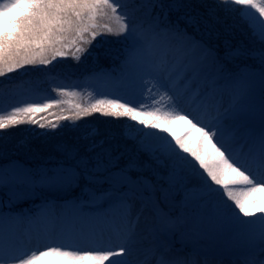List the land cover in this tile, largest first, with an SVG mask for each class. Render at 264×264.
<instances>
[{
  "label": "snow or ice",
  "instance_id": "6c2138e0",
  "mask_svg": "<svg viewBox=\"0 0 264 264\" xmlns=\"http://www.w3.org/2000/svg\"><path fill=\"white\" fill-rule=\"evenodd\" d=\"M189 7L182 0H0V77L25 65L47 66L57 57H67L72 49L71 55L78 61L80 54L87 50L82 45L91 44L103 31L123 36L119 43L125 46V66L146 71L150 78L144 80L142 87L149 95L153 90L159 92L161 99L166 98L172 104V110H145L144 106L137 108L115 98L97 99L87 106L75 104L76 111L55 116L57 122L36 115L59 107L63 101L56 99L17 106L7 114L0 109V130L24 123L55 129L61 126L60 120H78L99 113L104 117H126L145 128L167 134L143 133L139 140L137 151L148 153L152 163H141L138 156H125V152L106 147V139H96V129H90L83 135L87 142L83 153L76 145L57 146L64 159L55 167L34 170L15 164L0 167V191H4L9 206L21 198L41 199L32 216L0 211V264L45 261L48 264H105L106 261L129 264L126 258L129 249L125 245L133 242L142 218L153 240L181 227L212 238L220 225L228 223L238 226V237L250 245L259 242V251L264 254V99L259 109L261 129L257 132L246 123V118L255 112L250 102L254 84L259 80L264 88V47L258 51L240 48L230 51L231 57L258 59L260 68L245 66L238 74L229 76L215 51L190 35L187 27L180 26L183 21L199 31L197 15L185 13L176 20L170 19V13ZM215 8L239 12L252 35L264 45V22H261L264 0H217ZM103 18L114 21L116 27L99 23ZM221 79L231 84L227 105L223 102V93L217 92ZM192 83L198 84L194 93L210 110L207 124L183 112L178 107V97L171 94L179 92L182 84L190 87ZM57 90L64 96L76 95L67 89H54ZM179 121L188 128L177 136L169 126ZM139 131L129 126V134ZM193 132L198 135L189 143ZM225 137L247 145L243 158L233 155L225 146L222 142ZM181 152L187 155L181 156ZM161 168L167 170L166 174L161 173ZM190 177L199 180L194 186L198 195L187 190L185 181ZM182 188L184 197L177 202V192ZM77 189L79 195L62 203L48 198V194H66ZM209 197H215L211 212L205 211ZM176 207L182 211L173 215ZM86 208L104 210L99 215L88 216ZM241 215L256 219L241 220ZM25 220L29 226L42 224L45 238L51 242L30 252L12 255L18 241L16 226ZM117 221L124 229V240L118 248L81 249L62 242L97 223L112 225ZM140 264L186 262L169 259L154 245L146 249ZM244 264H264V259L253 256L245 259Z\"/></svg>",
  "mask_w": 264,
  "mask_h": 264
},
{
  "label": "rangeland",
  "instance_id": "374dc122",
  "mask_svg": "<svg viewBox=\"0 0 264 264\" xmlns=\"http://www.w3.org/2000/svg\"><path fill=\"white\" fill-rule=\"evenodd\" d=\"M182 2L190 7L181 9L179 12L170 13V19L176 20L178 16H182L185 13L197 15L199 19V31H196L193 26L185 25L183 21L180 22V26L182 28L187 27V31L190 35L195 36L197 40H202L215 51L219 62L225 67L229 76L238 74L245 66L259 70L260 64L258 59L250 56L235 58L228 55L230 51L240 47L241 49L249 48L256 51L264 47V45H261L252 35L251 29L248 24L241 19L239 12H226L223 8H215L217 0H182ZM232 7L239 8L241 6L232 5ZM213 9L214 11L210 14V10ZM137 15L139 16V13H137ZM205 22H207V27L205 26ZM261 22H264V18H261ZM99 23L108 24L113 28L116 27L115 22L107 18L100 19ZM122 40L123 36H115L102 31V34L97 36L91 44L82 45L87 50L80 54V59L78 61L72 57L71 51H74V49H72L69 51L67 57H57L56 60L47 66L25 65V67L15 72L0 77V79H4L16 73L18 75L23 74L28 78L25 80V83H22L19 91L14 90L12 91L13 93L5 96L0 94V109H3V114H7L15 107H22L27 103H45L50 102L51 99L63 101L57 108L49 109L45 113L36 114L44 116L46 120L48 118L55 119V116L61 114L67 115L74 113L76 111L74 107L75 104L87 106L95 103L97 99L115 98L119 99L120 102L127 101L130 103V106L134 105L137 108L144 106L145 110H154L155 108L172 110V104L168 102L166 98L161 99L159 92L153 90V93L149 95L147 89L142 87L144 80L150 78L146 71L140 72L137 69L125 66V46L119 43V41ZM16 74L14 76H17ZM141 76L143 79H141ZM21 77L22 76H18V78ZM75 77L78 78V84L76 85L74 81V85H70L69 83L66 85L68 88H64L69 92L76 93L75 96H64L61 95L58 90L54 91V89H59L61 86L58 80L64 81L69 78L75 79ZM53 84L58 87H50ZM197 87V83H192L190 87L182 84L179 92H173L171 94L178 97V107L183 112L190 113L191 116L195 117L197 120L207 124L210 119V110L206 109L201 103L200 97L195 95L194 90ZM200 87L202 88V86ZM230 89L231 84L228 80H219L217 92L223 93V102L225 105L229 102L228 93ZM201 95H203V91H201ZM262 99H264V88H262L259 80H257L253 86L250 99V102L255 106V112L246 118L247 125L257 132L262 127L259 111ZM60 109H64L65 111L62 113ZM77 122L81 128L75 130L74 124ZM59 123H62L63 126L69 125V128L61 130L59 133H49V137L46 136V138H51L49 142H45V140L39 138L32 140L30 139L32 137L31 135H26L24 138L26 143L33 146L35 145V149L44 148L42 153L50 152L49 154L54 155V160H56L54 161L56 162L53 165L54 167L64 159L62 154L57 151V146L62 144L69 146L76 145L80 147L83 153L84 145L87 142L83 139V135L81 134L90 129H94L93 127H99V136L97 135L96 139H106V147L112 146L116 151L125 152V156H138L141 163H152L148 153L137 151L139 140L143 138V133L156 132L157 135H167L156 129L145 128L143 125L138 124L136 121L128 120L126 117H104L99 113H93L92 115L84 116L78 120H60ZM33 125L34 124L30 123L20 124L7 129L5 133L6 135H12L20 131L23 132L24 129H32ZM129 126L140 129L141 131L131 132L129 134ZM169 127L177 136L182 135L188 128L182 121L173 122ZM71 130L73 133H71ZM196 135L198 134L192 133L189 143H191ZM74 136L76 137L73 141ZM78 136L79 141L76 143ZM167 138L172 140L171 136ZM222 142L225 143V146L228 147L230 151H233V155H240L247 152V145H242L240 141L233 142L225 137L222 139ZM237 142L238 144H236ZM173 147H175L174 140ZM177 151H179V149H177ZM180 155L185 156L187 154L181 152ZM188 159L192 160L191 157H188ZM192 163L196 164L194 160H192ZM196 168L197 170L199 169L198 164H196ZM159 170L162 171L163 174L167 172L164 168ZM145 175H149V173L146 172ZM185 184L187 185V190L191 191L194 196L198 195L194 187L199 184L198 179L190 177L185 181ZM212 187L216 188L217 186L212 185ZM184 191L185 189L182 188L177 192V202L183 199ZM77 195H79V189L66 194H48V198L55 199L58 203H62L63 200L71 199ZM214 199L215 197L206 198L205 211L211 212ZM0 200L3 202L7 200L4 191H0ZM37 201H39L37 204L39 205L41 203L39 197L21 198L12 205H17L18 209H16V211L18 215L27 217L35 215V202ZM227 203L233 208L235 207L231 202L227 201ZM26 204L28 205V210L23 211L21 208H24ZM103 210V208H86L84 211L88 216H96L102 213ZM181 211V208L176 207L173 209V215H178ZM188 211L191 212V208L188 209ZM259 215L260 214L257 213V216ZM240 219L254 220L256 217L245 218L241 215ZM115 228L124 236L123 226L117 221L112 225L97 223L94 227L85 229L83 233L78 232L75 235L66 237L62 242L71 243L81 249L94 248L98 250H109L118 248L121 243H123V240L119 243L116 242L114 239ZM239 231L240 228L238 226L224 223L213 233L212 238H207L197 235L186 227H181L170 235H163L160 236L159 239L153 240L148 236L142 218L136 230L135 243L132 244V242H130L125 245L129 249L126 258L129 264H138L137 252L143 251L144 254H146V249L155 245L158 247V250L163 251L168 258L182 261L188 260L187 262H190V264L191 262L193 264H244L245 259L253 256L257 259H264V254L259 251L261 244L256 242L250 245L245 239L238 237L237 234ZM16 233L18 241L13 249L12 255L30 252L38 246L43 247L46 243L51 242L45 238L43 225L40 223L29 226L26 220L22 221L16 226ZM27 237L29 238V243L25 242ZM28 244H32L34 247L32 249H27ZM136 247L139 248L138 251ZM5 258L7 259V257ZM111 259H121V257H112ZM42 264H48V262L45 261L42 262ZM105 264H108V262L106 261Z\"/></svg>",
  "mask_w": 264,
  "mask_h": 264
},
{
  "label": "trees",
  "instance_id": "16d2710c",
  "mask_svg": "<svg viewBox=\"0 0 264 264\" xmlns=\"http://www.w3.org/2000/svg\"><path fill=\"white\" fill-rule=\"evenodd\" d=\"M242 50H251V49L248 48V49H242ZM241 57L244 58V56H240L238 58H241ZM14 75H10V77L8 78L0 79V94H3L5 96V95H10L11 93H13L12 91L14 90L19 91L21 89L22 83H25L26 82L25 80L28 79L23 74H20V75L16 74L17 76H14ZM18 76H22V77L18 78ZM74 81H75V84L77 85L78 84L77 77H75V79L69 78L68 80H64V81L58 80V83L61 84L60 88L64 89V88H68V86L66 85H68L69 83L70 85H74ZM89 81L92 82L91 80ZM50 87L53 88V87H58V86L53 84ZM46 120L57 122L55 121L54 118H48ZM41 122H43V120ZM59 124L61 126L55 129H51L47 127L40 128L37 124H34L32 129H28V130L24 129L23 132L20 131L19 133H13L12 135L7 134L8 136L5 133L7 129L0 130V167H6L10 164L11 165L18 164L20 166L25 167V169H33V170L40 168V167H47V168L54 167L53 165L54 163H56L54 162L56 161L54 160L55 158L54 155L49 154L50 152L42 153L44 151V148L41 147L39 149L38 148L35 149V145L33 146V145L26 143V140H24V138L26 135H29V136L31 135L32 137L30 139L32 140H34L35 138H39V139L45 140V142H49L50 141L49 139L51 138H46V136L49 137V133H55V132L59 133L61 130H64V129L66 130V128H69V125L63 126L62 123H59ZM74 125H75V130L77 128H81L79 127L78 122ZM93 128L96 129L97 133H99L98 131L99 127H93ZM71 133H73L72 130H71ZM85 133L86 132H83L81 135H84ZM40 134H44V135H40ZM75 137L76 136H74L73 141L75 140ZM78 141H79V136L76 140V143ZM38 203L39 201L35 202V205H37ZM27 206L28 205L26 204V206L21 209L23 211L28 210ZM16 209H18L17 205L9 206L7 204V200H4L3 205H0V211L5 212V213H12L14 215H18ZM28 212H31V211H28Z\"/></svg>",
  "mask_w": 264,
  "mask_h": 264
},
{
  "label": "bare ground",
  "instance_id": "6f19581e",
  "mask_svg": "<svg viewBox=\"0 0 264 264\" xmlns=\"http://www.w3.org/2000/svg\"><path fill=\"white\" fill-rule=\"evenodd\" d=\"M236 144H238V142L236 143ZM231 152H233V151H231ZM236 156H238V158H243V156H242V154H236ZM199 167V166H198ZM199 170V169H198ZM199 171H201V170H199ZM205 179H207V177H206V175H205ZM209 183H211V181H209ZM229 202H231V201H229ZM113 228V227H112ZM138 234H141V233H138ZM114 239L116 240V242L117 243H119V242H121V240H124V236H122L121 235V233H120V231L118 230V229H114ZM134 239H136L135 237H134ZM29 242V238H27V241H26V243H28ZM135 243V240H133V242H132V244H134ZM138 244H141V243H138ZM138 249L139 248H137L136 247V250L138 251ZM136 251V252H137ZM145 255L146 254H144V252L143 251H140V252H137V262H139L138 264H140V262L142 261V260H144V257H145ZM264 258V257H263ZM169 259H173V258H169ZM174 260H178V259H174ZM188 260H185V262H186V264H190V262H187ZM191 264H193L192 262H191ZM195 264V263H194Z\"/></svg>",
  "mask_w": 264,
  "mask_h": 264
}]
</instances>
